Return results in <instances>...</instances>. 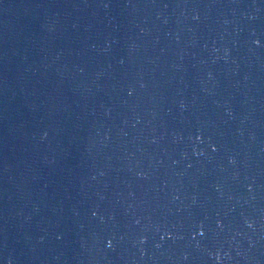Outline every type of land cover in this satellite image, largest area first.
<instances>
[{
	"label": "water",
	"instance_id": "1",
	"mask_svg": "<svg viewBox=\"0 0 264 264\" xmlns=\"http://www.w3.org/2000/svg\"><path fill=\"white\" fill-rule=\"evenodd\" d=\"M0 264H264V0H0Z\"/></svg>",
	"mask_w": 264,
	"mask_h": 264
}]
</instances>
